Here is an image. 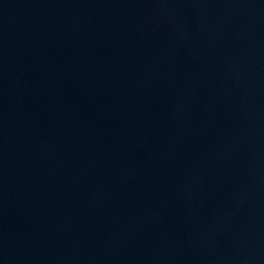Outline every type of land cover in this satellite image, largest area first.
<instances>
[{
    "label": "water",
    "instance_id": "1",
    "mask_svg": "<svg viewBox=\"0 0 264 264\" xmlns=\"http://www.w3.org/2000/svg\"><path fill=\"white\" fill-rule=\"evenodd\" d=\"M0 264H264V0H0Z\"/></svg>",
    "mask_w": 264,
    "mask_h": 264
}]
</instances>
